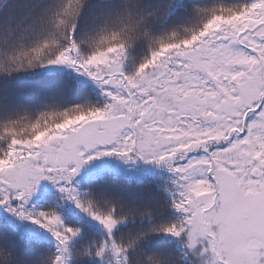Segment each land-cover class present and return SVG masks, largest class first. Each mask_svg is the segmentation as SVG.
Masks as SVG:
<instances>
[{"label": "snow or ice", "instance_id": "snow-or-ice-1", "mask_svg": "<svg viewBox=\"0 0 264 264\" xmlns=\"http://www.w3.org/2000/svg\"><path fill=\"white\" fill-rule=\"evenodd\" d=\"M16 76L74 77L104 102L0 105V208L53 245L0 237V264H264V0H0V80ZM105 158L169 176L137 177V198L103 173L84 190ZM44 182L96 230L37 212Z\"/></svg>", "mask_w": 264, "mask_h": 264}, {"label": "trees", "instance_id": "trees-1", "mask_svg": "<svg viewBox=\"0 0 264 264\" xmlns=\"http://www.w3.org/2000/svg\"><path fill=\"white\" fill-rule=\"evenodd\" d=\"M20 10L27 11L28 7L34 2V0H17ZM158 2H165V0H158ZM242 0H185V3H194L204 7H216L228 6L230 4L240 3ZM176 22V18L173 19ZM199 21L192 20L188 22L189 27H196ZM180 35L184 33L181 31ZM47 83L43 77H28V76H16L10 79L0 80V105L11 106L18 103H27L32 105V115H34L36 109H43L49 103L50 98L56 89H60L58 99L62 104L74 105L81 103H99L104 101L100 95L92 89L90 86H77L74 83V77L62 76L53 83L55 88H45L42 85ZM110 165L93 166L90 171L77 177L81 187L84 190H88L91 186V178L100 176L103 173V178L100 181V188L103 191L122 195L126 198H137L142 193L143 185L138 184L134 177H129L128 174L116 173L115 168L119 167L118 163L111 164L110 158L105 161ZM111 170V171H107ZM144 177H151L157 180V176L153 171H142ZM138 174H136L137 176ZM59 194L54 187H51L49 191H42L34 198V204L36 205V211L55 210L60 212L66 217L69 223H76L77 221L84 224L86 229L95 231L93 222L89 218L85 217L79 210L74 209L71 205L63 204L58 200ZM71 209V211H69ZM1 213H3L1 215ZM28 224L26 222L21 223L19 219L12 216L11 213L5 211L0 212V237L9 241L14 240L18 235H30L36 240L45 242L47 249L51 250L52 240L50 234L41 229L38 225L31 223L33 232L28 231Z\"/></svg>", "mask_w": 264, "mask_h": 264}, {"label": "rangeland", "instance_id": "rangeland-1", "mask_svg": "<svg viewBox=\"0 0 264 264\" xmlns=\"http://www.w3.org/2000/svg\"><path fill=\"white\" fill-rule=\"evenodd\" d=\"M85 86H90L92 89H94L100 95L99 90L94 85L89 83V84H85ZM100 97L104 101V98L101 95H100ZM108 159L109 158H105L103 161H95V162H93L92 166L94 165L95 167H97V166L102 165L103 163L106 164V165H110L109 163H105V161L108 160ZM110 160L112 162L111 163L112 165H113V163H119V167L115 168L116 173L128 174L129 177H134V176H135V178L144 177V174L139 170V166L140 165L143 166L145 169L152 170L155 173V175L158 177L157 181H166L168 179V176H169V174L166 171H163V170H161L159 168H154L151 165H145L143 163H140L138 165H127V164H124L121 161L115 160L113 158H110ZM92 166L91 165L87 166L81 172H84V171L90 169V167H92ZM136 174H138V175L136 176ZM151 177H153V173L151 174ZM48 184H49L48 182L42 183L41 188H40V192H42L44 189H46ZM2 211H5V209L0 208V212H2ZM2 214L3 213H1V215ZM20 222L23 223V224H24V222H26L29 225L28 228H26V229L28 231L33 232L32 227H31V222H29V221H20Z\"/></svg>", "mask_w": 264, "mask_h": 264}]
</instances>
